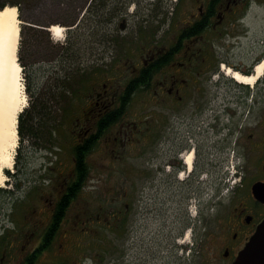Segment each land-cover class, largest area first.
I'll list each match as a JSON object with an SVG mask.
<instances>
[{"label": "flooded vegetation", "instance_id": "obj_1", "mask_svg": "<svg viewBox=\"0 0 264 264\" xmlns=\"http://www.w3.org/2000/svg\"><path fill=\"white\" fill-rule=\"evenodd\" d=\"M181 1L177 0L176 4ZM263 61L264 0H193L192 9L177 33L167 44L149 50L143 59L145 65L149 64L143 88L145 103L159 105L160 114L147 113L142 121L123 118L136 93L128 87V80L122 87L103 82L98 88L85 90L86 102L69 120L70 134L76 143L95 141L98 150L92 146L95 148L88 157L93 152L101 159L115 161L125 157L135 142L134 135L142 132L143 152L147 157L140 171L146 175L143 177L146 188L154 185L157 176L163 186L187 183L192 187L193 183L209 181L211 173L204 168V158L211 146L206 148L199 134L207 133L212 141L222 142L219 149L223 150V158L237 159L240 170L238 181L223 204L229 208L226 218L215 226L211 236L214 251L211 264H234L239 252L264 222V66L260 71L257 68ZM141 68L134 67V77ZM200 76L211 77L213 88L208 102L198 103L195 98L197 104L189 114L174 109L176 103H187L193 82ZM249 77L253 78L251 82L246 80ZM217 83L228 87H215ZM79 90V87L72 89L76 94ZM206 107L211 112L205 120L199 117ZM170 133L175 140L179 139L175 145L168 142ZM190 154L188 163L186 157ZM209 154L206 163L211 165ZM16 161V169L21 172L13 177L24 181L26 163L19 158ZM46 168L48 173L55 172V162ZM101 169L109 176L106 182L102 178L101 185L114 197L109 198L108 209L99 206L94 217L102 220L103 227L120 230L128 213L134 211L136 190L133 188L137 182L133 176L127 186L117 188V180L110 177L116 171L114 165L104 164ZM179 174L182 176L178 177ZM70 176L71 173H66L62 180L46 174L42 177L40 183L46 181L48 188L52 186L50 198L29 193L30 189L13 198L8 210L3 212L7 216L5 222L10 224H4L0 231V264H114L101 252L88 255L86 244L79 237L76 239L79 249L73 255L66 249L69 234H82L89 229L88 221L93 217L86 208L79 209L70 226L71 203L63 200L68 187L74 184L69 182ZM57 180L60 183L56 188ZM37 187L31 190L42 192L43 187ZM121 195L127 196L129 202L119 199ZM36 198L38 204L32 202ZM257 251V264H264V239Z\"/></svg>", "mask_w": 264, "mask_h": 264}, {"label": "rangeland", "instance_id": "obj_2", "mask_svg": "<svg viewBox=\"0 0 264 264\" xmlns=\"http://www.w3.org/2000/svg\"><path fill=\"white\" fill-rule=\"evenodd\" d=\"M176 2L177 0H0V6L13 3L17 6L12 5L16 7L21 21L17 54L22 68L25 106H29L24 115V123H27L24 124L25 134L23 137L21 134L17 135V152L20 161L26 163L23 167L26 172L24 181H21L22 191L18 194L23 195L30 189L29 193L43 194L42 198H50L52 186L48 188L46 181L39 183L34 179L41 180L46 174L52 179L62 180L72 168L70 148L73 136L68 126L69 120L80 112L82 104L86 102L83 93L93 87L98 88L103 82H113L122 87L130 79L133 66L143 62L145 50L155 42L167 44L192 9L193 0H182L178 4ZM122 17L125 18V23L120 28ZM52 24L65 27L61 39L51 35L48 27ZM142 30L151 35L146 34L144 46L140 49L139 40L144 34ZM206 37L211 38V34L206 33ZM78 76H88L87 81L81 83L79 94L70 93L72 86L66 89L60 86L67 85L68 77L71 79ZM234 83L232 80L231 85ZM216 86L224 89L228 84L217 83ZM212 88L211 77H197L187 103H176L173 108L189 114L197 104L195 98L198 103L208 102ZM61 95L66 98L63 99ZM159 109V105L154 102L145 103V92L141 89L131 98L126 107L128 114L123 118L142 121L147 113L154 116L160 114ZM210 112L206 107L199 118L206 120ZM142 135V132L134 135L135 142L131 147L128 146L129 152L118 160L101 159L95 152L91 154L89 177L71 203L70 226H73L72 222L79 214V209L86 208L89 215H93L89 227L98 230V233L89 231L82 236L87 243V253L96 255L101 252L106 260L111 261L116 260L117 254H120V261L115 264H211L214 254L211 236L215 233V226L220 225L226 218L225 213H228L229 208H225L226 205L223 204L230 197L233 185L227 183L225 178L236 159L223 158V150L219 149L222 142L212 141L207 133L201 132L199 137L203 145L206 148L211 146V151L208 149L207 152L209 157L211 152V165L206 163L210 158H204V168L211 173L210 180L193 183L192 187L187 183L163 186L157 176L154 185L146 188L143 185V177L146 175L140 171L147 157L143 152ZM169 137V143L175 145L179 142V139L175 140L174 134L170 133ZM12 153L14 161L15 150ZM162 157L165 158L166 155ZM48 161L55 162V172L48 173L46 167L51 165ZM108 163L116 168L110 177L117 180V188L127 186L133 176L137 182L133 188L136 190L134 211L128 213L120 230L103 229L102 222L95 221L94 217L98 207L103 205L108 209L109 198L114 197L110 190H104L101 185L102 178L105 182L109 179L105 174L107 172L101 169ZM12 165L15 164L12 162L9 167H3L5 179L1 186L5 188V192L0 191V231L4 224H10L5 222L6 214L3 212L8 210L11 201L18 195L6 191H14L15 188L11 184L13 178L9 179L4 172ZM13 169H16L15 166ZM59 180L54 183L56 188L59 187ZM31 186L43 187L42 192H36L35 188L31 190ZM217 193L222 198L221 202L213 201H219L217 197L211 198V195ZM119 199L126 201L127 196L121 195ZM32 202L38 204L39 200L36 198ZM74 240V235L68 239L67 248L71 251L77 248Z\"/></svg>", "mask_w": 264, "mask_h": 264}, {"label": "bare ground", "instance_id": "obj_3", "mask_svg": "<svg viewBox=\"0 0 264 264\" xmlns=\"http://www.w3.org/2000/svg\"><path fill=\"white\" fill-rule=\"evenodd\" d=\"M16 11L12 4L0 9V186L5 179L3 167H9L13 162L12 151L18 139L17 113L25 106L21 64L17 59L21 21ZM49 30L56 39H61L65 27L52 24ZM263 66L264 61L257 67L259 71ZM252 79L249 77L246 80L251 82ZM191 158L192 154L187 155L186 161L190 163Z\"/></svg>", "mask_w": 264, "mask_h": 264}, {"label": "trees", "instance_id": "obj_4", "mask_svg": "<svg viewBox=\"0 0 264 264\" xmlns=\"http://www.w3.org/2000/svg\"><path fill=\"white\" fill-rule=\"evenodd\" d=\"M144 34L142 33L141 37H145L146 34H148V31L142 30ZM151 63V62H150ZM149 64L147 65H142L141 71L139 74H137L136 77H132L128 81V87L132 89V91H137L139 89H143L145 84L147 83V77L146 75V70L148 68ZM88 76H86L83 79H77L79 83V86L81 85V82L83 83L84 81H87ZM73 84L71 82H67V85H63L62 87L65 89L66 87H70ZM129 89V90H130ZM33 94V93H32ZM35 95V94H33ZM63 99L66 98V96L61 95ZM36 101H39L37 97H35ZM28 112V109H26L22 114L19 116V132L21 135H24V124L26 125L27 123H24V115ZM95 144V141L92 139H89L87 142L81 144V143H75L74 146L72 147V155H73V173L75 174L76 181L75 183L72 184L68 188V193L66 196H64L63 200L64 203L69 201L71 197H73L78 189V187L81 186V184L84 182V180L87 177V161H86V153L87 151Z\"/></svg>", "mask_w": 264, "mask_h": 264}, {"label": "water", "instance_id": "obj_5", "mask_svg": "<svg viewBox=\"0 0 264 264\" xmlns=\"http://www.w3.org/2000/svg\"><path fill=\"white\" fill-rule=\"evenodd\" d=\"M264 239V222L261 223L245 247L239 252L234 264H257L258 248L261 240Z\"/></svg>", "mask_w": 264, "mask_h": 264}]
</instances>
